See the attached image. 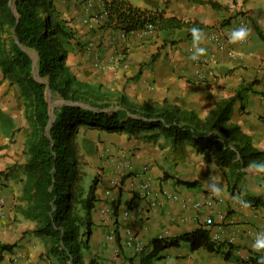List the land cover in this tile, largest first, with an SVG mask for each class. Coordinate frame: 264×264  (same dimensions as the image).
<instances>
[{"label":"crops","instance_id":"obj_1","mask_svg":"<svg viewBox=\"0 0 264 264\" xmlns=\"http://www.w3.org/2000/svg\"><path fill=\"white\" fill-rule=\"evenodd\" d=\"M126 1L142 9L162 10L167 17L198 22L204 33L199 45L206 50L208 36L214 31L231 32L241 14L248 18L250 32L243 44L233 42L229 35L228 43L237 57L229 59L218 53L213 75L209 76V66L202 64L198 67L202 77H198L197 65L189 58L193 37L185 29L145 35L95 30L85 25V20L102 9L96 0H90L89 9L88 0H58L61 17L73 32L67 67L70 72L90 70L95 74L94 81H85L75 72L74 77L84 84L111 88L133 104L167 100L183 110L195 111L201 118L217 100L240 92L231 120L251 137L255 149L264 151V0ZM33 125L18 89L3 79L0 68V247H12L0 249V264H57L55 258L46 255L44 240L34 235L36 223L24 214L28 203L23 197L25 176L21 167L28 159L26 142ZM81 132L95 144L92 158H87L101 175L99 203L93 213L95 227L86 258L94 256L101 264H139L138 256L123 246L126 229L146 246L152 238L206 228L205 214L194 207L212 192L210 183L221 186L219 195L212 193L220 200L216 210L227 216L223 224L212 228L220 231L219 244L224 246L221 253L202 249L190 252L182 244L164 252L165 258L157 264H250L249 259L264 255V250L252 247L256 233L264 231V207L252 206L254 199H264V175L248 167L230 190L233 180L229 169L214 161L207 163L188 142L174 149L162 137L105 134L84 127ZM88 132L95 136L89 137ZM114 179L121 182L118 189L111 188ZM181 182H198V187L187 188ZM143 185H148L147 191ZM171 194L177 199L170 200ZM239 198L250 205L243 207ZM227 250L229 256L224 258Z\"/></svg>","mask_w":264,"mask_h":264},{"label":"trees","instance_id":"obj_2","mask_svg":"<svg viewBox=\"0 0 264 264\" xmlns=\"http://www.w3.org/2000/svg\"><path fill=\"white\" fill-rule=\"evenodd\" d=\"M57 2L0 0L3 79L18 89L28 118L34 120L26 142L28 159L21 167L25 176L23 197L28 203L24 214L36 223L34 235L44 240L46 255L55 258L57 264H101L98 258L85 256L91 248L101 177L87 175L90 162L78 141L80 128L105 134H143L146 139L162 137L174 149L188 142L203 154L207 163L214 161L217 166L229 169L233 180L230 190L242 180L246 168L264 160V151L255 149L251 137L231 120L240 92L235 97L217 100L203 118L167 100L138 105L122 94L116 97L113 108L107 94L79 82L67 67L73 32L62 19ZM104 9L107 16L95 30L108 28L129 35L149 28L153 32L185 29L192 35L193 26L203 29L198 22L167 17L162 10L142 9L126 0H105ZM47 88L52 97L64 101L54 106L52 117ZM180 184L198 187V182ZM252 206L264 207V199H254ZM120 240L117 235V243ZM182 244L190 252L202 249L221 253L224 247L211 240L209 229L200 227L175 237L152 238L137 254L139 264H157L165 258L164 252ZM223 255L228 258L229 250ZM258 261L256 257L248 263Z\"/></svg>","mask_w":264,"mask_h":264},{"label":"built area","instance_id":"obj_3","mask_svg":"<svg viewBox=\"0 0 264 264\" xmlns=\"http://www.w3.org/2000/svg\"><path fill=\"white\" fill-rule=\"evenodd\" d=\"M96 1L101 5L102 10H100L99 12L93 15L88 16L87 19L85 20L86 21L85 25L89 26V28L91 29H95L96 27H99V25L102 22V19L106 18L107 16V10L104 9L105 0H96ZM91 7H92V3H90V0H88L87 8L89 9ZM248 24H249V20L246 17V15L245 14L239 15L236 28L240 26H245V25L248 27ZM152 32H153L152 29L149 28V30L145 32H140V34L145 35V34H149ZM226 33L227 34H224L223 32H219V31L212 32L207 38L210 45L207 47V50L205 52L206 57L203 58V55H202L199 60L194 61L195 64L197 65V68L200 67V65L202 64L208 65L209 68L207 69L206 73L209 76H212L214 73L212 66H214L217 63L218 53L225 55L229 59H235L237 57L235 50L228 43L227 37H229L231 32L227 31ZM246 41L247 40L245 38L244 40H241L239 42L240 44H243ZM189 51L193 52L194 49L189 48ZM196 74L198 75V77H202V74L200 73L199 68L196 70ZM126 167L129 168L130 166H126ZM120 185H121V182L118 179H114L111 181L112 189H118ZM142 188L145 191H147L149 187L148 185H143ZM108 194L109 192L106 191V195ZM169 199L174 201L177 199V196L171 194ZM0 203H2V201H0ZM217 203H220V200L217 199L216 196L212 192H208L206 199L202 201L201 203L195 204L194 208L197 209L198 211L202 210L203 213L205 214L206 218L204 221V225L206 226L207 229L210 230L211 240L215 243H221L222 238L219 233L220 231L215 232L212 230V228L216 227V225L223 224L224 221H226L227 216L221 210H216ZM247 233L251 235L252 231L247 230ZM111 234H113V232ZM123 246L133 251L136 255L142 250V247H143L141 242L133 234L131 229H126L125 231V240H123Z\"/></svg>","mask_w":264,"mask_h":264},{"label":"clouds","instance_id":"obj_4","mask_svg":"<svg viewBox=\"0 0 264 264\" xmlns=\"http://www.w3.org/2000/svg\"><path fill=\"white\" fill-rule=\"evenodd\" d=\"M249 32L250 29L246 25L237 27L231 31L230 39L233 42L244 40L249 35ZM191 33L195 50L190 54L189 58L193 61H197L206 52V49L199 45V42L204 39V33L199 27L196 26L192 27ZM250 168L258 174H264V160L253 162L250 165ZM208 187L216 195H219L222 191L221 186L218 183H210ZM239 200L243 207H248L250 205V202L244 200L243 198H239ZM252 247L256 250H264V231H259L256 233ZM258 264H264V255L259 258Z\"/></svg>","mask_w":264,"mask_h":264},{"label":"rangeland","instance_id":"obj_5","mask_svg":"<svg viewBox=\"0 0 264 264\" xmlns=\"http://www.w3.org/2000/svg\"><path fill=\"white\" fill-rule=\"evenodd\" d=\"M70 58L71 57H69V59ZM67 62H68V57H67L66 62H65L66 65H67ZM74 72H75L76 75H79V76L81 75V77L84 78L85 81H92V80L94 81L93 78L95 77V74L92 71H90V70H87V71L86 70L85 71H82V70L75 71V70H73V71H71L73 76H74ZM91 86H93L94 88L98 87L103 94H107L108 97L110 98V101H111L110 103L113 106V108L116 106V104H117L116 103V97L120 94L119 92L111 90V88L106 89V87H104L102 84H98V83L97 84L94 83ZM47 99H48V101L52 102L54 104V106H60V105H62L64 103V101L62 99H60L59 97H52V95H50ZM87 135L89 137H94L95 136V134L90 133V132H88ZM96 136L104 137V134H97L96 133ZM78 141H79V144L81 146L82 151L87 155V157L92 158V155L95 152L94 151L95 144L92 141H89L87 139V137H85L82 132L78 133ZM89 162H90V165H89L88 169L86 170L87 171V175L91 177L93 174H97V175H99L101 177V175H100V173H99V171H98V169L96 167V164H94L90 160H89ZM86 182H88V181L86 180Z\"/></svg>","mask_w":264,"mask_h":264},{"label":"water","instance_id":"obj_6","mask_svg":"<svg viewBox=\"0 0 264 264\" xmlns=\"http://www.w3.org/2000/svg\"><path fill=\"white\" fill-rule=\"evenodd\" d=\"M32 57H36L35 54L31 53ZM51 95V92H50V89L47 88V91H46V97L48 98L49 96ZM49 105H50V115L52 117V114H53V109H54V104L52 102L49 101Z\"/></svg>","mask_w":264,"mask_h":264}]
</instances>
